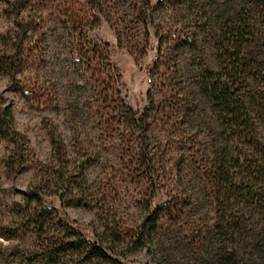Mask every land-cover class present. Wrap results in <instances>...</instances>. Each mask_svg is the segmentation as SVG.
<instances>
[{
  "label": "rangeland",
  "instance_id": "obj_1",
  "mask_svg": "<svg viewBox=\"0 0 264 264\" xmlns=\"http://www.w3.org/2000/svg\"><path fill=\"white\" fill-rule=\"evenodd\" d=\"M13 2L0 107L27 141L0 137V264H108L70 246L109 228L123 264H264V106L239 136L209 95L264 104V0ZM41 221L66 244L44 263Z\"/></svg>",
  "mask_w": 264,
  "mask_h": 264
},
{
  "label": "trees",
  "instance_id": "obj_2",
  "mask_svg": "<svg viewBox=\"0 0 264 264\" xmlns=\"http://www.w3.org/2000/svg\"><path fill=\"white\" fill-rule=\"evenodd\" d=\"M28 1L29 0H14L13 4L18 9H20ZM72 21L75 23L74 19ZM14 57L15 56L11 55L8 56V59L13 60ZM8 63L9 65L13 64L12 61H9ZM12 75L14 76V74ZM19 84H22L21 81H19ZM231 86L232 85L229 83L210 84L209 95L213 99L217 107L227 111L230 118L229 122H231L232 126L239 129L237 130L239 136H244V130L242 129L241 126L244 124H240V122L243 121L244 116H247V114H249L247 107L250 105L251 109L257 110V108H261L262 106H264V104H261L258 100H255L254 98H249L247 99V102H245L240 97H236V96L234 97L231 94L232 92ZM16 89L21 93H23L24 95L28 93L27 85L24 86L19 85L16 87ZM137 117L138 116L136 115L134 118H136V125L139 126L140 123L142 122V115L139 116L138 118ZM0 137L8 140L12 146H15L16 149L13 150L17 152L20 151V149H23V147L26 145L27 139L25 135L17 131L15 128V116L10 106L0 107ZM60 148L61 147H59V149ZM13 157L16 158L17 156H13ZM17 161L21 162L22 164L25 163V161L22 160V157ZM146 164L148 165L149 163L146 162ZM225 167H226L225 165L216 164L214 169L212 170L213 175L214 173H216L218 177L219 176L222 177L223 173L225 172L224 170ZM10 169L11 168H9V170ZM220 182L223 181L221 180ZM34 194H35L34 192L26 194V199L28 202L32 201V197L34 196ZM147 218L149 219L151 224H155L156 222L155 213H151L150 215L147 216ZM37 225L40 232L39 234L40 244L37 246L38 250L34 253L40 255V260L37 261L42 263L47 261H54L57 257H59V251H60L59 249L65 248L66 244L64 240L60 239L59 236H57V234L54 231L50 230V225H48L46 222L44 223L41 221L37 223ZM143 227H145V225ZM144 230L145 228L142 229L143 232L141 231L142 236L145 235ZM111 231L112 229L109 228L105 232L110 233ZM105 232L98 233L97 237L99 238L94 242H90L85 237H83L81 233H79L78 234L79 237L77 241L74 242L73 245L70 247L72 249H75L76 253H78L79 256H85L87 261H92L93 259H102L108 264H123V261L121 259L115 257L116 252L114 251V249L108 246V244L105 243L104 239L101 238V236H103Z\"/></svg>",
  "mask_w": 264,
  "mask_h": 264
}]
</instances>
